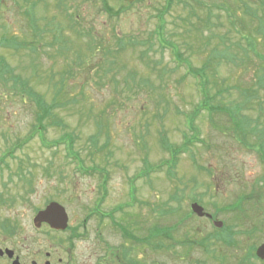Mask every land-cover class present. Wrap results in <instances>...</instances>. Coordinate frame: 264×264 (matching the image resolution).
<instances>
[{
  "label": "rangeland",
  "instance_id": "rangeland-1",
  "mask_svg": "<svg viewBox=\"0 0 264 264\" xmlns=\"http://www.w3.org/2000/svg\"><path fill=\"white\" fill-rule=\"evenodd\" d=\"M14 1L6 2L10 6L0 18V40L16 39L0 45V61L9 67L2 73L9 79L0 78V247L16 249L24 264L42 262L46 251L63 256L61 264H105L99 258L104 248L124 245L108 213L121 207L113 218L138 235L149 234L152 225L174 234L173 245L156 252L126 245L145 264H238L234 247L214 245L215 238L217 258L197 244L179 245L177 238L191 227L203 235L217 230L211 220L194 214L193 198L201 197L198 203L206 211L221 208L216 218L231 225L237 213L228 207L246 194L258 207L250 213L252 202H244L242 222L234 228L257 229L249 235L239 231L236 238L244 250L264 242V138H254L246 124H233L243 117L264 124V89L257 78L264 77L259 22L264 2L105 0V8L100 0H61L59 6V0H30L29 6ZM222 2L234 11L218 8ZM27 9L34 14L31 20ZM121 38L124 45L118 49ZM171 45L188 65L174 57ZM207 59L210 94L229 87L213 99L212 109L203 106L200 79L188 72L189 67L201 71ZM14 76L23 77L25 88L46 103H57L52 118L63 124L45 117L44 129H38L43 139L34 132L35 99L14 83ZM57 88L61 93L55 94ZM240 88L257 95L243 105ZM190 114L197 137L171 170L167 145L180 146L194 132L187 123ZM98 130L94 143L89 137ZM51 201L64 206L70 231L81 234L72 258L63 253L68 230L33 224ZM96 208L102 214H95ZM245 210L250 215H243ZM244 252L240 248V256ZM108 264H114L110 258Z\"/></svg>",
  "mask_w": 264,
  "mask_h": 264
},
{
  "label": "trees",
  "instance_id": "trees-1",
  "mask_svg": "<svg viewBox=\"0 0 264 264\" xmlns=\"http://www.w3.org/2000/svg\"><path fill=\"white\" fill-rule=\"evenodd\" d=\"M101 1V4L103 7H105L106 3H105V0H100ZM262 2H264V0H261ZM199 2V1H198ZM197 2V3H198ZM37 4V2H36ZM57 5H61V0H59L57 2ZM213 5V4H212ZM218 8H221V7H225L224 10H227L228 12H231V11H234V8L232 7H229L227 8V5L224 4L223 2L221 4H218ZM106 8V7H105ZM31 10L27 9L25 11V15H27V17H29V20L33 19L34 17V14L33 13H30ZM247 12V11H246ZM251 18L255 19L256 17L258 18V14H255L254 12H247ZM230 14V13H229ZM163 16V12L160 13V17ZM230 16V15H229ZM70 19V22L72 24H77L78 25V22L77 21H73L72 18H69ZM209 19V18H208ZM77 22V23H76ZM261 26H262V31L264 33V17L262 18V20H259ZM236 23V21H235ZM31 27L34 31H32V34L37 36L36 34L39 32L38 28H35L34 25L31 23ZM46 28V26H45ZM38 31V32H37ZM245 38V37H244ZM13 40H16L14 38H9V39H3V40H0V45H7L8 41L11 42ZM93 40V39H91ZM117 44H118V49H122L123 45H124V40L121 39H117ZM127 40H130V39H127ZM254 40H248L247 41V44L248 46L251 45L253 46L254 45ZM236 44H239V43H236ZM255 46V45H254ZM178 47H176L175 45H171V49H172V52H173V55L175 58H177L178 60H180L179 62H181L182 60H186V59H182V55L180 54V52L178 51L177 49ZM211 55V54H210ZM212 57V55H211ZM220 57L222 58H227L228 56H225L224 55H221ZM221 59V58H220ZM229 59H231L229 57ZM228 60V59H227ZM187 62V60H186ZM190 63V62H189ZM187 62V65L189 64ZM4 61H0V67L1 70H0V78H3L5 80L9 79V77H6L5 74H2L3 73V70H5L4 68L5 67H8V65L6 64L5 67H4ZM210 65V60L207 59L206 63L203 65L201 71H197L191 67L188 68V72L190 74H192L194 77H198L201 81V86H200V91H201V94H202V102H203V106L204 107H210L211 109L212 108H215V105L213 104V99H215L217 96H220L221 93H227L228 90H229V87H223L222 89H218L217 91H215L214 93L210 94V89H209V85L212 84V79L208 76V72L206 70V67H208ZM9 68V67H8ZM260 70H264V68H260ZM215 71L212 72V75H214ZM5 76V78H4ZM257 78L259 80H262V82H260V85L259 88H262L264 89V77H263V74H261V76H257ZM224 79H222L221 81H223ZM13 81L14 83L18 82L20 83V85L22 86V89L26 87L25 85V80H23V77L20 78V76H14L13 77ZM61 82H62V78H61ZM214 84V83H213ZM26 89V88H25ZM31 89V88H30ZM26 91L28 92V94L30 96L33 97V99H35V102L38 106V110L39 112L37 113V117H36V120H37V125H35L34 127V132H39V134L41 135V138L43 139V134H42V131L38 129H44V125H43V120L45 117H47L50 121L51 124H54V125H61L63 124V122L61 120H56L54 118H52V114H53V111L54 109L56 108L57 106V103H55L54 100H52L50 103H46L43 98H41V96L39 95V93L37 92H34V91H30L28 89H26ZM61 93V88L60 90L57 88L56 91H55V94H58V93ZM239 93H241L243 95V98L245 100V102L243 103L246 104L248 101H251V97H254L255 95H257V90H256V94L254 93H250L249 92V89L248 88H240L239 89ZM213 97H211V96ZM236 107H238L236 105ZM198 109H195L194 110V113L197 112ZM260 110L261 112L264 114V109L262 107H260ZM193 113V114H194ZM234 114V113H233ZM261 117V116H260ZM187 123L188 125L190 126V128L194 131L191 135L187 136L185 139H184V143L180 146H172L169 144V146L167 145V148L169 149V152H171L172 156L169 160V168L171 170H173L175 168V165H176V162H177V155L183 150V149H189V145L192 144L193 140L196 139L197 135H196V132H197V129L196 127L194 126L193 124V117H192V114L189 115V118L187 119ZM237 124L239 127L240 126H243V124H246L247 127H251V130L250 132L253 133V136L254 138L256 139H261L262 137L264 138V124L259 121V119H249L247 117H243V118H239L238 121H234L233 124ZM98 127L99 129H101V122H98ZM100 134V130H98L96 133L92 134L89 138L91 139V141H93L94 143L97 141V136H99ZM32 135V132L30 133V135L24 140L26 141L27 139H29V137H31ZM70 140V139H69ZM244 140H247L246 138ZM201 140H196V142H200ZM264 150V148H262ZM82 163V162H81ZM101 170L103 169H98L97 171L98 172H101ZM91 171H94L96 172L95 170H91ZM103 183H105L103 181ZM102 188H103V194L105 192V184L103 185L102 184ZM251 190L252 192H256L257 191V188H252L251 187ZM251 195L250 194H246L244 195L243 197H240L239 200H237L235 203L231 204L228 209L236 215L237 213V216H233L236 218V221L234 220L233 224H229L227 225V221L224 220V225L221 229H214L213 232H207V234L203 235L200 231V228L198 230H194L193 227H191V231L189 230H185L182 237H179L177 238V243L182 244V245H186V246H191V244H197L199 246L202 247V250L203 252H205L207 254V252L209 251H212V254H211V257H216L217 256H220V255H216V251H215V248L212 247V240L213 238L217 239V241H213V244L216 245V243H222V244H227L228 246H233L235 251H237L239 254H238V260H237V263L238 264H248V263H251V264H256L254 262V260L256 259L255 255H254V249H255V244L249 246L248 248H246V250H244V245L243 243H240L239 241V238H236V235L239 231H242V232H245L246 234H251L252 232L256 231V225L253 226V228L251 229H236L234 228L236 226V224L240 225V222L241 221V214L240 212L243 213V209H242V205L244 202L246 203H250L252 202L249 206V210H250V213L251 211H255L256 208L258 207V203L254 200H250ZM195 201H198L199 203H202L203 201L201 200V197L200 198H193ZM245 206V209L248 210V206L247 205H244ZM215 209L213 211H208L210 212L213 217H216L218 214V212L221 210V208H218L216 206H214ZM121 207H117L115 210H118L120 209ZM114 209L109 211V216L110 218L112 219V222L115 226V228H118L119 231L121 232V239L124 241L122 244L124 245H121V247L119 245H117V247L115 248V250H107L109 248H104V250L102 251V253L100 254L99 258L102 259L101 262H104L105 261V264H108V260L110 258V262L114 263V264H145L143 263L142 260H144L142 258V260L140 259L142 256L141 255H138V256H131L130 253H131V247H128L126 245H128L130 243V245L134 246L136 249H138L140 252H143L146 250V249H150L152 252H156V251H160L162 249H165V247H167L168 245H173V244H169L170 240L174 237V234L172 233V230L171 229H168V228H164L162 226H158V225H152L153 227L149 230V234L147 233V235H138L137 233H135L133 230L130 229L129 225L127 223H121V222H118L116 221V219L113 218V211H115ZM121 210V209H120ZM247 210L245 214L243 215H246L248 214L247 213ZM174 212V211H173ZM102 214V211H99L97 210V208L95 209V214ZM242 215V216H243ZM250 215V214H248ZM100 216V219L103 218L105 216L103 215H99ZM247 219L245 220H250V221H253L251 217H246ZM253 219L257 222H259V224L262 226V222L259 221V220H256L254 217ZM255 223V222H253ZM177 227V226H176ZM259 227V225H258ZM259 229V228H258ZM7 234H10L8 231H6ZM163 239V240H162ZM164 240H167V243L164 242ZM103 241V240H102ZM106 242V241H104ZM129 245V246H130ZM108 246V245H107ZM188 249L189 250V247H185V249ZM240 248L243 249V251H245L243 253V256H240ZM106 249V250H105ZM114 249V248H112ZM215 251V252H214ZM140 256V257H139ZM257 260V259H256Z\"/></svg>",
  "mask_w": 264,
  "mask_h": 264
},
{
  "label": "water",
  "instance_id": "water-1",
  "mask_svg": "<svg viewBox=\"0 0 264 264\" xmlns=\"http://www.w3.org/2000/svg\"><path fill=\"white\" fill-rule=\"evenodd\" d=\"M123 1L135 2V1H140V0H123ZM191 209L199 217H202V216H206L209 218L211 217V215L205 212L203 207L196 202L191 204ZM33 221L36 227H39L41 223L45 222L49 224L51 228L62 230V229H65L67 226L68 216H67L64 206H62L56 201H51L45 206L44 209L39 210L37 212ZM214 225L216 227H221L222 222L219 220H215ZM5 251L6 253H8L9 256H12L13 254L12 250L5 249ZM2 252L3 251L0 249V254H2ZM255 255L259 259L264 260V242L257 246V248L255 249ZM13 264H19L18 260L15 259L13 261Z\"/></svg>",
  "mask_w": 264,
  "mask_h": 264
},
{
  "label": "flooded vegetation",
  "instance_id": "flooded-vegetation-1",
  "mask_svg": "<svg viewBox=\"0 0 264 264\" xmlns=\"http://www.w3.org/2000/svg\"><path fill=\"white\" fill-rule=\"evenodd\" d=\"M8 1H13L15 3L14 0H0V18H1V11L6 8V5L10 6L9 4L6 3ZM22 1L25 5L29 6L30 0H22ZM35 4H36V2H35ZM12 6H14V5L12 4ZM66 230H68L69 232H68V235H67L66 240H65L66 244H65L64 248H66V249H64L63 253L67 254L68 257L72 258V250L74 248V240L76 238H79L81 236V234L78 235L77 231L71 232L70 227H68V229H66ZM66 230H63V232ZM71 230H74V229H71ZM54 231H56V230H54ZM56 232H62V231H56ZM3 248L5 249L6 247H3ZM11 249L14 251L12 257H8L6 253L1 254L0 255V264H5V263L6 264H12L14 258H17L20 264H24L23 258H21V256L19 254H17L16 249H13V248H11ZM45 257L46 258L40 263H38L35 260H31V264H61L62 261L64 260L63 256H59L58 254H55L52 251H46ZM2 261H4L5 263H3ZM66 264H69V263L67 262Z\"/></svg>",
  "mask_w": 264,
  "mask_h": 264
}]
</instances>
